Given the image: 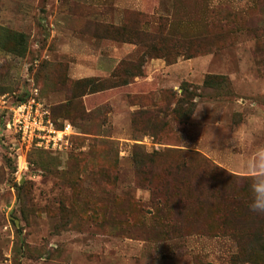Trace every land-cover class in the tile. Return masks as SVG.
<instances>
[{
    "label": "rangeland",
    "instance_id": "obj_1",
    "mask_svg": "<svg viewBox=\"0 0 264 264\" xmlns=\"http://www.w3.org/2000/svg\"><path fill=\"white\" fill-rule=\"evenodd\" d=\"M99 1L0 0V106L38 90L78 133L61 152L26 151L0 121V264H264V214L249 210L264 0ZM103 19L142 23L151 38L108 40L153 43L181 80L156 73L136 91L142 56L98 72ZM181 157L187 180L170 173Z\"/></svg>",
    "mask_w": 264,
    "mask_h": 264
},
{
    "label": "built area",
    "instance_id": "obj_2",
    "mask_svg": "<svg viewBox=\"0 0 264 264\" xmlns=\"http://www.w3.org/2000/svg\"><path fill=\"white\" fill-rule=\"evenodd\" d=\"M34 91L27 100L10 106L4 102L0 106V121L3 120L6 130L14 133L21 149L36 148L51 153L67 149L78 134L76 129L68 121L57 122L38 90Z\"/></svg>",
    "mask_w": 264,
    "mask_h": 264
},
{
    "label": "crops",
    "instance_id": "obj_3",
    "mask_svg": "<svg viewBox=\"0 0 264 264\" xmlns=\"http://www.w3.org/2000/svg\"><path fill=\"white\" fill-rule=\"evenodd\" d=\"M99 1V0H98ZM106 0L99 1L104 3ZM131 1V0H128ZM128 1H126L128 3ZM152 1V0H148ZM98 2V5H99ZM131 7H135L138 10L146 11L149 12V4L147 0H132V2L129 4ZM153 14V13H152ZM101 23H107V24H115V25H120L119 23L115 22H110V20H105L103 19L102 21H98ZM123 24L122 22H120ZM97 41H100V48H99V53H98V66H97V71L100 73H109L113 69L117 67L120 63L123 62H134L133 58L136 56H145V62L141 66V70L143 71L142 76L136 77L134 82L131 84L132 87L137 89L136 91L139 92V88L141 86H145L147 89H152L154 85V81L156 79L155 74H164L163 77L164 79H167V82L170 84H173V80L168 79V74H175L177 73V79L181 80V60L177 64L173 65H167L166 61L164 59H155V58H149L148 56L145 55L146 48L144 51L141 52V46L135 45V44H128V43H122L121 45L116 46L112 45L108 39H101L97 38ZM102 51H104L102 53ZM113 51V53H111ZM117 55H119V59H117ZM127 60V61H126ZM119 63V64H118ZM89 72L91 71H86L85 68H75L73 70V78L76 79H83L85 77H89ZM171 77V76H170ZM166 82V83H167ZM144 95L143 93H141Z\"/></svg>",
    "mask_w": 264,
    "mask_h": 264
},
{
    "label": "trees",
    "instance_id": "obj_4",
    "mask_svg": "<svg viewBox=\"0 0 264 264\" xmlns=\"http://www.w3.org/2000/svg\"><path fill=\"white\" fill-rule=\"evenodd\" d=\"M128 23L129 22L127 20V22H124L123 25H121V27L120 26L111 25V24H107V23H101V22H95L93 25L98 26L97 27L98 29H102V31L104 32V34L102 35V37L103 38H106V39H109V38L112 39L113 37H115L111 33H107L109 31H111V32L112 31H118V32L124 33L125 31H129V30L133 33L134 36L137 37V39L139 38L140 40H144V39L141 38L142 36H144V38H146V39L151 38V36H150L149 33L144 32V27L145 26L142 23H140V22L129 23V24ZM97 36H99V35H97ZM152 39L155 40L154 38H152ZM113 40H116V42H118V43H128V44L139 45L138 42H136V41L123 40L121 38H117V39H113ZM131 40H133V39H131ZM134 40H136V39H134ZM156 40H161V39L160 38L159 39L157 38ZM153 45H154L153 43L151 44L149 42H145V44H143V46H145V48H146V52H145V55L146 56H148L149 58H155V59H165V60H166V58L168 59V55L165 52H163L162 49H154V46ZM142 58H144V62H145V60H146L145 59V56H143ZM124 64L132 65V64H138V63L137 62H132V63L131 62H123V63H120V65H124ZM118 67H116L115 70H117ZM140 72L142 73L143 71L141 70ZM141 73L134 74L132 76L134 78V80H135L136 77L142 76ZM78 81H81V80H78ZM52 115H53V118L58 122L60 116L58 117V115L55 114V113H53V111H52ZM170 173L173 174V175H175V176H177V178L179 177L182 180H187L192 175V172L189 169V166L187 164L186 158H183V157H181L178 161H176L171 166ZM236 183L238 184V186H239L240 189L246 188V184L247 183L245 181L240 180L239 182H236Z\"/></svg>",
    "mask_w": 264,
    "mask_h": 264
},
{
    "label": "clouds",
    "instance_id": "obj_5",
    "mask_svg": "<svg viewBox=\"0 0 264 264\" xmlns=\"http://www.w3.org/2000/svg\"><path fill=\"white\" fill-rule=\"evenodd\" d=\"M252 168L258 173L251 183V203L249 210L253 213L264 214V147L257 150L254 155Z\"/></svg>",
    "mask_w": 264,
    "mask_h": 264
}]
</instances>
